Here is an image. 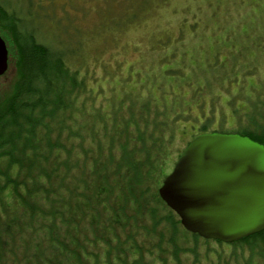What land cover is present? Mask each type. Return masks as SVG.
<instances>
[{
    "label": "trees",
    "instance_id": "trees-1",
    "mask_svg": "<svg viewBox=\"0 0 264 264\" xmlns=\"http://www.w3.org/2000/svg\"><path fill=\"white\" fill-rule=\"evenodd\" d=\"M25 21L0 4L8 51L0 78V264H264V231L232 244L204 240L158 196L198 135L238 134L264 146V81L242 100H227L235 115L228 130L224 121L214 124L211 101L201 113L206 98L167 104L132 96L96 105L70 66L72 39L47 47ZM235 54L202 83L170 78L187 88L197 83L209 97L225 81L240 89L255 62ZM208 59L214 69L216 56ZM225 70L226 78L216 75ZM239 99L244 105L233 109ZM194 106L200 117L189 113Z\"/></svg>",
    "mask_w": 264,
    "mask_h": 264
},
{
    "label": "rangeland",
    "instance_id": "rangeland-1",
    "mask_svg": "<svg viewBox=\"0 0 264 264\" xmlns=\"http://www.w3.org/2000/svg\"><path fill=\"white\" fill-rule=\"evenodd\" d=\"M0 4L23 17L27 30L34 29L38 42L47 47L60 49L72 39L76 54L70 66L93 90L96 105L106 107L132 96L167 104L171 98L181 102L184 97L186 104L206 98L201 113L209 111L211 101L214 124L224 121L222 130H228L235 125V115L227 100L231 95L242 100L249 86L264 81V0H0ZM236 52L245 64L255 62L246 68L240 89L225 81L209 97L197 83L186 81L187 88L170 78L176 74L202 83L207 72L218 71ZM210 53L216 56L214 69L208 62ZM229 72L216 75L226 78ZM240 99L233 102V109L244 105ZM189 113L201 116L195 106Z\"/></svg>",
    "mask_w": 264,
    "mask_h": 264
},
{
    "label": "water",
    "instance_id": "water-1",
    "mask_svg": "<svg viewBox=\"0 0 264 264\" xmlns=\"http://www.w3.org/2000/svg\"><path fill=\"white\" fill-rule=\"evenodd\" d=\"M8 51L0 36V78ZM182 228L232 244L264 231V146L229 133L196 136L158 188Z\"/></svg>",
    "mask_w": 264,
    "mask_h": 264
}]
</instances>
